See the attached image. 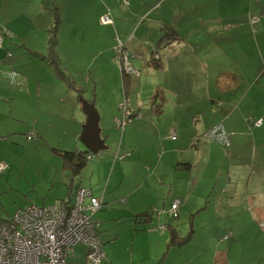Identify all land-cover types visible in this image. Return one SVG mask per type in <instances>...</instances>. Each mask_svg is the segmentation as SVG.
<instances>
[{
  "label": "crops",
  "instance_id": "crops-1",
  "mask_svg": "<svg viewBox=\"0 0 264 264\" xmlns=\"http://www.w3.org/2000/svg\"><path fill=\"white\" fill-rule=\"evenodd\" d=\"M127 1L0 0V162L8 164L0 175V205L11 192L27 201L6 206V218L39 199L40 207L68 205L83 189L101 203L90 215L106 264H167V256L189 245L201 250L205 264L252 263L245 254L264 256V124L247 123L264 121V0H153L145 13L136 4L141 0ZM107 13L112 25L100 22ZM148 13L157 18L146 34ZM117 39L133 72L117 61ZM47 50L61 62L80 54L81 79L95 71L103 76L67 83L49 61L35 60ZM110 72L113 86L106 81ZM82 101L99 114L107 150L97 154L79 140L87 119ZM121 103L131 113L126 122ZM218 124L229 134L226 148L205 139ZM61 152H83L79 173L65 167ZM213 152L224 158L202 157ZM200 167L218 168L220 178L204 183L194 175ZM59 173L67 177L63 195ZM38 185L31 201L25 193ZM139 219L150 223L147 230ZM185 226L187 244L169 247L170 231L185 238ZM214 231L224 232L225 241H216ZM248 235L256 241L249 243ZM195 257L179 263L197 264Z\"/></svg>",
  "mask_w": 264,
  "mask_h": 264
},
{
  "label": "built area",
  "instance_id": "built-area-1",
  "mask_svg": "<svg viewBox=\"0 0 264 264\" xmlns=\"http://www.w3.org/2000/svg\"><path fill=\"white\" fill-rule=\"evenodd\" d=\"M121 1L128 5L127 0ZM100 22L103 25L113 24L109 13L102 16ZM122 51L123 48H116L118 58L124 62V70L133 72L127 54ZM6 56L10 57V54ZM9 79L14 83L15 75L9 74ZM119 107L124 111L122 121H128L131 113L126 111V103H121ZM260 124L261 121L255 122L257 126ZM217 131L216 128L209 132V138L228 144V135L223 130ZM169 138L175 140L176 137L172 133ZM7 168V163L0 162V175ZM177 206L178 202L172 204L170 214L176 216ZM100 208V201L90 191L78 189L68 205L40 207L30 204L17 211L7 222H0V264H67L68 254L74 256V248L78 245L84 246L86 252L77 264H105L106 256L90 215Z\"/></svg>",
  "mask_w": 264,
  "mask_h": 264
},
{
  "label": "rangeland",
  "instance_id": "rangeland-1",
  "mask_svg": "<svg viewBox=\"0 0 264 264\" xmlns=\"http://www.w3.org/2000/svg\"><path fill=\"white\" fill-rule=\"evenodd\" d=\"M148 2H153V0H151V1L150 0H141V1L137 2L136 4L144 5L145 8H143V11L142 12L145 13L146 12V9H147ZM149 5H150V3H149ZM150 14L151 13H148V14H146L144 16V18H146V21L143 24L144 27H145V30H143V31H145L146 34H148V33L151 32V29H152L153 24H154V22H153L154 19L153 18H157V14L153 13L155 15H151V16H150ZM175 21L176 22H181V21L178 20V18L175 19ZM80 26H82V25H78V27H80ZM94 31H96V29H94ZM116 44L117 45L114 46L113 50L115 52V55H116V58H117V61H118V56H117L116 48L117 47L119 49H122L123 48V51H125V48H124L125 47L124 46L125 43L122 40L117 39V43ZM63 45L66 46V48H68L70 46V40H69V36L68 35H67L66 41H65V43ZM63 50H65V49H63ZM73 59L74 60H72V61L65 60V61H62L61 62L58 59V57H56V62H52L51 60H53V59L51 58L50 51L47 50V51L44 52V54L42 55V57H38L35 60L36 61L43 60L44 62H45V60L46 61H49V63L51 65H53V66H51L52 67V71L54 73H56L57 76H59V74H64L63 76H65L66 78L63 79V81H65L67 83L80 82L82 80L84 82H86V81H88V79L90 80V82H92L93 81V80H91L92 77L94 79V82L96 83L97 82L96 80L99 78V76H103V74H100V73H98V72L95 71V72H92L93 75L92 74H88V75H85L84 77H82V79H81V75L79 76L77 73H78L79 70L82 69V65H83V63L81 61L82 56L77 53L73 57ZM119 62H120V65L122 66L123 65L122 58H121V61H119ZM75 65H77V66H75ZM33 66H34L33 64L30 65L31 68ZM66 68H69V69H66ZM107 73L108 72H106V74ZM72 74L75 75L77 79L74 78V77H72ZM119 74L121 75V71L120 70H119ZM112 75L113 74L110 72V78L111 79H106V81L109 82L108 86H113L114 85L113 84L114 83V79L112 78ZM254 92H255V99H256V101L262 100V99L258 98V94H257L258 89L257 88L254 89ZM262 111H264V103H263V110ZM263 124H264V121H263ZM263 128H264V126H263ZM111 132L114 133L115 131H111ZM115 133L119 137L120 132L116 131ZM260 138L261 139L264 138L263 134L260 136ZM205 139H207V138H205ZM207 140H209V139H207ZM118 141H119V138H118ZM85 154L87 155L86 152H85ZM205 154H203L202 157H204L205 158L204 160H206L207 162L209 161V159H210L211 162H214L215 160H222L224 158V157H222L220 155H217L215 152L212 153L211 158H210L209 153H207L206 155ZM212 169H210L209 167L208 168H206V167H200V168H198L195 171L194 175L197 177V179L203 178L204 179V183H207V181H209V179L220 178L221 170H219L218 168H216L215 170L212 171ZM59 175L60 176H58V178H57V181H58V189L60 190V194L63 195L66 192L67 188H68L67 182H65L67 180V177L66 176L64 177V175H61L60 173H59ZM63 179H64V181L62 182ZM215 182L216 181H214L213 183L215 184ZM239 183H242L243 187H246V183L245 182H239ZM14 186L22 187V185H20V184H15ZM39 188H42V187L40 185H38L37 188L35 189V191H33V192L32 191H28V192L25 191V192H27V193H25V196L26 197L28 196L29 199L32 201V199H35L36 198V192L39 191ZM42 190L43 189H41V192H42ZM209 193H213V192H209ZM75 194H76V192L74 193V195ZM216 198L217 197L214 196V197L211 198L212 201H210V202L214 203V205H216L215 203H218V201H215ZM14 202H19V203L23 204V202H27V201H24L22 195L17 194L15 192H11L9 195L3 196L2 199H1V205H0V217L6 218V216H7L6 206L7 207H11L12 206V203H14ZM36 202L37 203H34V204L37 205V206H39L41 204V200L40 199L39 200H36ZM3 208H4V212L1 210ZM2 212H3V214H2ZM133 218H135V220H136V216H134ZM206 218H207V215H206ZM173 220H176V219H173ZM137 223H138L137 225L141 226V228H142V226H144L145 229H143V230H147L146 226L150 224V223H147L146 224L144 222H141L140 219H139V221ZM128 225H129V223L128 222H125V223L120 224V227L124 228V227H126ZM141 228L139 227V230H141ZM187 229H188V227L185 226V231L183 233V235L185 236V238H186V236L189 233ZM210 234H212L213 236L217 237L216 241H218V238H220L221 240H223V237L222 236H224L225 233L224 232L219 233L217 231H214V232H210ZM246 240L249 241V243H252L253 241H256V240H254L252 238V236H249V235L246 236ZM195 241H197V238L194 239V242ZM223 241H225V240H223ZM228 243H229V239L226 241V244H228ZM178 246L179 245H177V247ZM189 246L186 249L177 250V251H180V252H178V254L176 253L175 255L172 254L173 256H170V255L167 256L168 252L165 249H162V250L159 251L160 252V256H167V261H166L167 264L168 263L169 264H176V263L177 264H180L179 262L181 260H184V259H186V257L193 256V255L196 254V257L195 258L198 261L197 264H205V263L202 262L204 260L203 259L204 258V255H203V257H201V255L199 253L201 250L197 246H190V247ZM82 247H84V246L78 245V246H76L74 248V251H73L74 256L72 255V253H69L68 254L67 259H66L67 264H77V263L81 262V260L83 259V257H82L83 256L82 255V250H81ZM176 249H178V248H176ZM154 250L156 251V249H154ZM254 255H256V259H254L255 258ZM168 257H170V258H168ZM173 257H175V260L173 259ZM245 257L248 258V261L252 262V263H248V264H264V256L258 255L256 252H250L248 254H245ZM238 260L241 261L242 260L241 257L238 258ZM230 263L235 264L237 262L235 260L231 259L230 260Z\"/></svg>",
  "mask_w": 264,
  "mask_h": 264
},
{
  "label": "trees",
  "instance_id": "trees-1",
  "mask_svg": "<svg viewBox=\"0 0 264 264\" xmlns=\"http://www.w3.org/2000/svg\"><path fill=\"white\" fill-rule=\"evenodd\" d=\"M256 1V0H255ZM118 2L119 3H122V1L121 0H118ZM263 16H264V13H263ZM50 45H52V40H51V43H50ZM2 47V46H1ZM0 47V48H1ZM52 49V46L50 47V50ZM50 55H51V58L53 59V60H51L52 62H56V56L55 55H53L52 53H50ZM55 59V60H54ZM152 61H157V57L154 59L153 58V60ZM157 63V62H156ZM256 121H261V124L259 125V126H257V125H255V122ZM247 123L250 125V126H253V127H261L262 126V124H263V121L261 120V119H258V118H255V117H252V118H247ZM217 128V130L219 131V132H221V130H223L225 133H226V135H228V139H229V134L227 133V131L225 130V128L223 127V125H221V124H218V125H216V126H214V127H212L211 129H209V130H207L206 132H205V137L207 138V139H209L210 141H213V142H216V143H218L217 141H215V140H213V139H211V138H209V136H208V134H209V132H211L212 130H214V129H216ZM217 131V132H218ZM219 145H221V147H224V148H226V147H228L229 146V144H230V141H229V143L228 144H222V143H218ZM61 154V156L63 157V160H64V162H65V167H67V169L68 170H70L72 173H74V174H76V173H79V171L81 170V168L83 167V165H84V163H85V160H86V158L82 155V153H79V152H61L60 153ZM30 205V204H29ZM34 205V204H33ZM26 206H28V205H26ZM25 206V207H26ZM25 207H22V208H19V209H17L14 213H13V215L17 212V211H19V210H21V209H23V208H25ZM170 213H171V211H170ZM169 213V215L171 216V217H173V219H175L176 218V216H174V215H172V214H170ZM13 215H11L10 217H8V218H6V219H1L0 220V222H7L10 218H12L13 217ZM142 216H144V217H146V218H148V217H150V215H148V214H145V215H142ZM163 227H165V226H163ZM229 239V236H227V239L226 240H228ZM187 242H188V238H181V237H179L178 236V233L175 231V230H171L170 231V237H169V247H171V246H173L174 244H176V245H179V246H183L184 244H187Z\"/></svg>",
  "mask_w": 264,
  "mask_h": 264
},
{
  "label": "water",
  "instance_id": "water-1",
  "mask_svg": "<svg viewBox=\"0 0 264 264\" xmlns=\"http://www.w3.org/2000/svg\"><path fill=\"white\" fill-rule=\"evenodd\" d=\"M82 109L87 116L86 122L82 127L80 142L89 154H97L107 150V146L100 135L99 114L94 105L87 101H82ZM83 153V152H79Z\"/></svg>",
  "mask_w": 264,
  "mask_h": 264
},
{
  "label": "bare ground",
  "instance_id": "bare-ground-1",
  "mask_svg": "<svg viewBox=\"0 0 264 264\" xmlns=\"http://www.w3.org/2000/svg\"><path fill=\"white\" fill-rule=\"evenodd\" d=\"M1 35V34H0ZM5 35H7V33H6V31H5ZM1 37H2V42H3V35H1ZM2 46V45H1ZM7 54H10V57L12 56V54L10 53V52H7ZM9 57V58H10ZM107 261V260H106ZM105 264H106V262H105Z\"/></svg>",
  "mask_w": 264,
  "mask_h": 264
}]
</instances>
